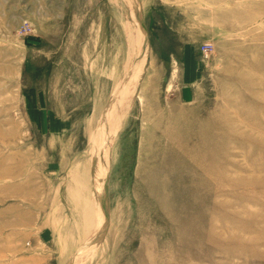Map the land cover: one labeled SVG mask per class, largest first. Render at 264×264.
I'll return each instance as SVG.
<instances>
[{
    "label": "rangeland",
    "instance_id": "374dc122",
    "mask_svg": "<svg viewBox=\"0 0 264 264\" xmlns=\"http://www.w3.org/2000/svg\"><path fill=\"white\" fill-rule=\"evenodd\" d=\"M0 264H264V0H0Z\"/></svg>",
    "mask_w": 264,
    "mask_h": 264
},
{
    "label": "built area",
    "instance_id": "2783aa9c",
    "mask_svg": "<svg viewBox=\"0 0 264 264\" xmlns=\"http://www.w3.org/2000/svg\"><path fill=\"white\" fill-rule=\"evenodd\" d=\"M32 29L31 24L28 22L22 23V28L20 30L21 34L28 33ZM212 48V45L209 43L203 44L201 51L204 52L206 55H208L210 49Z\"/></svg>",
    "mask_w": 264,
    "mask_h": 264
}]
</instances>
